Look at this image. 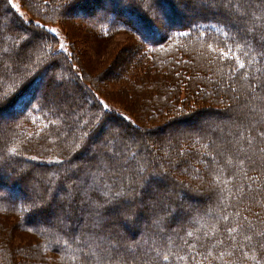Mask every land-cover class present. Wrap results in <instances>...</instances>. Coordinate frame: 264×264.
<instances>
[{
    "label": "trees",
    "instance_id": "trees-1",
    "mask_svg": "<svg viewBox=\"0 0 264 264\" xmlns=\"http://www.w3.org/2000/svg\"><path fill=\"white\" fill-rule=\"evenodd\" d=\"M189 1L21 0L32 18L26 22L9 0H0V116L10 118L0 125V173L11 183L20 180L17 171L29 175L39 166L47 174L37 181L38 192L55 189L62 204L82 206L86 214L79 227L62 216L53 227L32 223V196L11 199L4 189L15 196L18 184L0 181V264H264V0H243L244 15L231 8L211 12L209 3L186 14ZM45 24L60 25L69 54L57 49ZM34 34V45L21 39ZM119 34L128 41L96 74L83 54L74 55L80 40L104 44ZM24 66L28 73L21 76ZM113 83L142 103L140 118L172 111L145 129L148 134L199 113L209 114L207 124L219 132L202 125L191 131L188 120L167 136L152 135L165 161L159 164L153 140L142 138L130 118L103 107L97 93L112 96ZM82 152H91L89 161L75 166ZM160 176L173 181L172 194L150 188L139 195L148 184L160 190L153 180ZM94 182L101 191L91 190ZM186 193L208 198L205 209L175 202ZM140 198L153 206L150 221L132 227L137 235L128 241L126 227L108 228L103 215L119 205L140 219ZM99 205L101 215L94 210ZM174 214L181 215L179 224L167 225ZM23 234L32 240L14 244Z\"/></svg>",
    "mask_w": 264,
    "mask_h": 264
},
{
    "label": "rangeland",
    "instance_id": "rangeland-1",
    "mask_svg": "<svg viewBox=\"0 0 264 264\" xmlns=\"http://www.w3.org/2000/svg\"><path fill=\"white\" fill-rule=\"evenodd\" d=\"M243 0H232V7L231 9L234 10V12L237 15H244L243 13V6H241ZM215 2H217V0H215ZM211 1V0H191L188 2V4L184 5L185 7V13L186 14H193L197 8L199 7V5H201L202 3H209L211 6H214L216 3ZM212 3V4H211ZM11 6L13 7V9L21 16V13H23V15L21 16V18L26 21L29 22L30 20H32L31 16L26 13V8L24 7V5H22L23 3H21V0H11ZM14 5V6H13ZM179 6V8H181V6L179 4H177ZM175 4V6H177ZM210 6V11L211 12H221V11H225L227 9H225L224 7H222L221 5L219 7H211ZM213 8V9H212ZM209 11V10H208ZM153 16H155L153 14ZM157 20H161L160 16L156 17ZM45 27L47 29L50 28H55L58 35L54 34L57 38L58 41V46L57 49L63 50L66 53H70V47H69V42H68V37L67 34L62 30V28L60 27L59 24H45ZM125 41H128V38L124 35V34H119L116 35L114 37H112V40L107 41L104 44H95L91 41H87V40H80L78 41V44L74 49V55H75V50L78 51L80 54H83L82 58L85 60L86 64H87V68L88 70H92V73L94 72V74H96V69L100 66L103 67L105 65H108V63H112L114 62V58L115 56L118 55L119 53V49H121L124 45H125ZM31 45L35 44V41L31 40L29 41ZM29 43H27L28 45ZM60 44H63V49L60 48ZM73 57V56H72ZM24 63H27L23 61L22 65H25ZM115 64V63H114ZM113 64V65H114ZM17 66L14 63H11V66L14 67ZM18 66H21L20 63L18 64ZM23 68L21 72H23L21 74V76H25L28 73V68L29 66H24L21 67ZM26 68V69H24ZM25 73V74H24ZM84 75V74H83ZM86 77V76H85ZM109 78V77H107ZM62 80V78H60L59 76L57 77V81ZM103 80H106L103 76ZM68 81V79H67ZM70 81V80H69ZM88 82V81H87ZM71 84V83H70ZM68 83V87L72 88L75 85H70ZM87 84L91 85V82H88ZM115 83H113V86L111 87V90H113V94L112 96H108L104 99V95H106V93H104V95L101 93V90L97 93V95L99 96L100 101L102 102V105H107V109L111 110V111H115L127 118H130L132 120V122L136 124V127L138 130L137 132H139V134L141 135L142 138H145L149 141L153 140V149L152 151L155 152L157 154L156 157H154V159H156L158 161L159 164L164 163L165 161H163V156H161L160 152L157 151V149L154 146V136L152 135H161L162 133H166L165 136H167L169 133H171V129L173 126L175 127H180V123L182 125H184L183 123H187L188 120L191 121L189 122L190 125H188L187 127L190 128L191 131L196 130L197 127L199 126H208L211 129H213L215 132H219V129L214 128L213 126H211V124H207L208 120L207 117L209 116V114H205V113H199L198 115H196L195 117H192L190 119H186L184 121H180V123H175L172 124L169 128H166L167 126H163L161 129L159 128V131L157 130L156 132H152L149 133L145 130L148 128H153L156 124L162 123L164 118H167L168 115L170 116L172 114V111H170V109L166 108L165 112H164V116H162V114H155V117H149L147 116L146 118H140L137 115V110L139 111V107L142 105V103L139 105L136 104V101L134 99L128 100V97L130 98V96H132L133 94H131L130 91H126L121 93L118 86L114 87ZM110 89V87L108 88ZM99 90V89H98ZM60 95V94H59ZM127 97H126V96ZM235 97H237V95H239V97H242L239 92L234 93L233 94ZM56 98L49 100L50 101V105H56ZM141 100V99H140ZM139 100V102H140ZM104 107V106H103ZM71 108V112H74V109L72 106ZM82 108H84L82 106ZM151 112V111H150ZM167 113V114H166ZM108 118V117H107ZM6 119H10V118H4V116H0V125H2L5 122H8ZM193 121H192V120ZM109 122V126L114 127L116 124L117 126V121H114L113 119H106V122ZM214 125V124H213ZM109 126L108 128H103V130L101 132H105V130H109ZM101 133V134H103ZM159 133V134H158ZM91 156V152H82L79 155L75 156L74 158V165L78 166V165H83L86 162H88L89 159L88 157ZM161 157V159H159ZM127 165V164H126ZM129 166V165H127ZM28 168V167H26ZM133 167H130L128 172L133 171L132 169ZM30 169V168H29ZM132 169V170H131ZM45 169H41L39 166L35 167H31V172H29V175H24V171H17L16 172V177H18L20 180L14 179L15 181L13 182H9V175H5L3 173H0V181L7 183L9 186L18 184V189L19 191L16 193V195L14 196L10 190L4 189L5 193H9V197L12 198H22V195L24 196L23 198H25V196H32L31 197V208H36V211L34 212H30L27 214V219L29 217V219L32 221V223L35 224H39V223H43L46 224L50 227H53L55 225L59 224V220L61 219V216L64 220H67V225H76L77 227L80 226L82 220L85 218L86 214L85 211H83V207L82 206H78V207H74L71 203H61L62 202V195H59L57 193L54 192L55 189H51L49 192L47 190H44V192L41 191L38 192L37 190V181L41 180L43 177L45 178V175L47 174L46 172H44ZM48 171V170H47ZM134 175V173H132ZM172 175V180H177L175 176H177L176 174H174L173 172L170 174V176ZM15 176V175H13ZM132 176V175H131ZM134 178V176H132ZM154 182H157V184H160V190H158L157 188H154L153 185H146V186H140L139 190L141 189V192L139 195H142L143 193H145V190H148L151 188V191H153V193H155L156 195H161V194H172V190H175V185L173 184V181H170L169 179H167V181H165L163 179V177L160 176V179L153 177ZM152 181V180H151ZM153 182V181H152ZM176 182V181H175ZM158 186V185H157ZM67 185V187H63L61 188L63 192H67L70 187ZM67 188V189H66ZM162 189V191H161ZM196 190V189H194ZM176 192V191H175ZM177 193V192H176ZM41 194V195H40ZM76 198V195L74 196ZM73 197V198H74ZM176 199V203H181L184 205H190L192 204V206L197 209L200 210L201 208H204L207 206V202H208V198H202L200 197V200H194L192 199L190 194H184V195H178L176 194V196H174ZM70 199H72V196L70 197ZM173 199V202L174 200ZM137 201V200H136ZM143 201H145L144 199L140 200L138 199L137 203H136V207L137 209H139L141 207V215L143 217H141L140 219L138 217H136V215H133L130 213V211L132 210L131 207L129 208V210L127 209L126 206H123V209L120 208V206L118 205L117 207H114L115 209L109 208L107 209L106 214L108 215H103L105 217L104 221L107 222L109 224L108 228L113 227V228H118L119 225L121 224L124 225V227H126V231H127V239L128 241L133 240L137 233L136 231L134 232V234L132 233V227H137V225H142L144 223H142V221H150V207L153 206H148L146 205ZM175 203V204H176ZM86 204V203H84ZM154 204V203H153ZM204 204H206L205 206H203ZM35 206V207H34ZM61 207V209H60ZM125 210V211H124ZM64 213L65 215L61 214ZM118 215V217H113V215ZM31 216V217H30ZM39 217V218H38ZM180 217L181 215H177L174 214L173 216L169 217L167 219V225L169 226H174V225H178L180 222ZM131 221H130V220ZM124 221V223H123ZM134 224V225H133ZM108 228L105 230L107 232L110 233V229L108 230ZM4 235L6 230L3 231ZM112 232V231H111ZM111 234V233H110ZM16 239H13V243L14 244H23L25 242H29L30 240H32L31 235L29 234H23V235H17L15 236ZM127 241V242H128ZM132 260H134L137 263V260L135 257H131Z\"/></svg>",
    "mask_w": 264,
    "mask_h": 264
},
{
    "label": "snow or ice",
    "instance_id": "snow-or-ice-1",
    "mask_svg": "<svg viewBox=\"0 0 264 264\" xmlns=\"http://www.w3.org/2000/svg\"><path fill=\"white\" fill-rule=\"evenodd\" d=\"M9 3H11V0H9ZM45 3H47V0H45ZM217 3H219L225 9H230L232 7V0H217ZM22 15H23V13H21V16ZM35 23L37 24L38 27L41 26L39 21H35ZM48 31L58 35V33H57L55 28H50V29H48ZM185 35H187V33H185ZM34 38H35V34L33 36H29V37H22L21 39L25 43H27V42L33 40ZM209 47L211 48V45H209ZM60 48L63 49V44H60ZM224 55H227V53H224ZM239 66L241 68H243L244 67L243 62H240ZM103 106H104L105 109H107V107H108L106 104L103 105ZM260 135L264 136V132H261ZM13 151H15V150H13ZM108 151L110 152L111 149H108ZM114 155H117V154H114ZM140 171L142 172L143 169L141 168ZM91 190H93V191H101V185L100 184H96L94 182V186H93V188ZM102 194L107 197L109 195V192H102ZM121 195H124V193L123 192H116L115 193V196H121ZM110 203H111V200H105V204H110ZM102 209H103V205H99V206H96V208L94 210L96 211V213L98 215H101L102 214V211H101ZM105 211H106V209H105ZM90 215H91V213H90ZM224 219L226 220L227 217H224ZM229 231H233V229H230ZM189 235H191V233H189ZM244 238L246 240H251V237H249V236H245ZM261 238H262V242L259 243V247L260 248H264V233H261ZM162 260L165 261V262L169 261V256L168 255H164L162 257Z\"/></svg>",
    "mask_w": 264,
    "mask_h": 264
}]
</instances>
